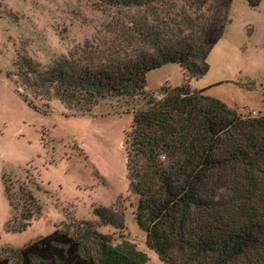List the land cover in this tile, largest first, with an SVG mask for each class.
I'll return each instance as SVG.
<instances>
[{
  "label": "trees",
  "instance_id": "obj_1",
  "mask_svg": "<svg viewBox=\"0 0 264 264\" xmlns=\"http://www.w3.org/2000/svg\"><path fill=\"white\" fill-rule=\"evenodd\" d=\"M94 1L129 12L132 33L124 39L130 37L133 53L92 62L63 59L45 74L25 64L24 83L91 108L103 99L144 97L148 73L180 65L184 83L162 88L160 100L151 97L149 108L134 114L126 169L138 198L136 222L164 264H264V116L242 117L191 86L208 73L207 59L224 35L234 0ZM263 1L246 0L251 8ZM25 204L20 223L10 222L15 233L40 213L31 196ZM95 215L102 226L123 225L109 209L97 208ZM68 228L11 255L1 252L0 264L148 262L134 245L115 246L93 223Z\"/></svg>",
  "mask_w": 264,
  "mask_h": 264
},
{
  "label": "rangeland",
  "instance_id": "obj_2",
  "mask_svg": "<svg viewBox=\"0 0 264 264\" xmlns=\"http://www.w3.org/2000/svg\"><path fill=\"white\" fill-rule=\"evenodd\" d=\"M129 15L94 0H0V253L5 256L67 225L90 222L115 246L134 245L147 255L146 264H164L136 222L138 198L128 180L126 153L134 114L147 110L151 97L160 100L162 88L184 83L180 65L148 73L144 97L103 99L91 108L46 96L22 78L25 64L45 74L63 59L131 55L130 37L124 39L132 33ZM229 20L207 59L208 73L192 80V89L205 90L242 117H262L264 1L251 8L246 0H234ZM29 196L40 213L15 233L10 222L20 223ZM97 208L109 209L123 225H100Z\"/></svg>",
  "mask_w": 264,
  "mask_h": 264
}]
</instances>
